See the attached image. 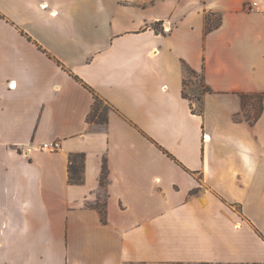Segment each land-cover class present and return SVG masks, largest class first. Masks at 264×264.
I'll list each match as a JSON object with an SVG mask.
<instances>
[{
	"label": "crops",
	"instance_id": "1",
	"mask_svg": "<svg viewBox=\"0 0 264 264\" xmlns=\"http://www.w3.org/2000/svg\"><path fill=\"white\" fill-rule=\"evenodd\" d=\"M250 1L0 0V264H264Z\"/></svg>",
	"mask_w": 264,
	"mask_h": 264
},
{
	"label": "trees",
	"instance_id": "2",
	"mask_svg": "<svg viewBox=\"0 0 264 264\" xmlns=\"http://www.w3.org/2000/svg\"><path fill=\"white\" fill-rule=\"evenodd\" d=\"M242 102H243V111H246L247 105L251 99H255V105H254V114H247V119H250L251 121H256L259 116L261 115L262 111L264 110V103H263V94H249V93H243L241 95ZM103 101L96 98L93 110L91 111L89 120L90 121H97L101 123H107V113H106V107L103 108ZM73 165L71 166V179H75L74 173H73ZM105 212H103V217L105 218Z\"/></svg>",
	"mask_w": 264,
	"mask_h": 264
},
{
	"label": "built area",
	"instance_id": "3",
	"mask_svg": "<svg viewBox=\"0 0 264 264\" xmlns=\"http://www.w3.org/2000/svg\"><path fill=\"white\" fill-rule=\"evenodd\" d=\"M247 8L251 11H262L264 5L262 4L261 0H251ZM169 29L170 27L164 26V30L169 31ZM42 148L50 151H56L62 148V143L60 139H53L42 143Z\"/></svg>",
	"mask_w": 264,
	"mask_h": 264
}]
</instances>
